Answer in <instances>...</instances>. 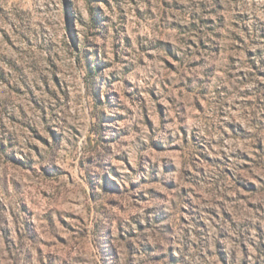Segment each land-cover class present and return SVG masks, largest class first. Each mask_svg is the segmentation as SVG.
Segmentation results:
<instances>
[{
	"label": "rangeland",
	"instance_id": "obj_1",
	"mask_svg": "<svg viewBox=\"0 0 264 264\" xmlns=\"http://www.w3.org/2000/svg\"><path fill=\"white\" fill-rule=\"evenodd\" d=\"M0 264H264V0H0Z\"/></svg>",
	"mask_w": 264,
	"mask_h": 264
}]
</instances>
